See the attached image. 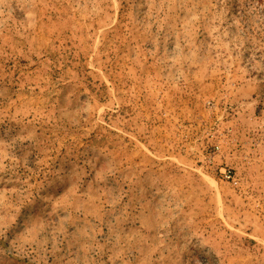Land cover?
Returning a JSON list of instances; mask_svg holds the SVG:
<instances>
[{"label":"rangeland","instance_id":"1","mask_svg":"<svg viewBox=\"0 0 264 264\" xmlns=\"http://www.w3.org/2000/svg\"><path fill=\"white\" fill-rule=\"evenodd\" d=\"M0 264H264V0H0Z\"/></svg>","mask_w":264,"mask_h":264}]
</instances>
